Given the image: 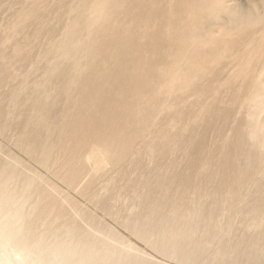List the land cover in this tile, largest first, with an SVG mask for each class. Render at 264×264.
I'll use <instances>...</instances> for the list:
<instances>
[{
	"label": "bare ground",
	"instance_id": "obj_1",
	"mask_svg": "<svg viewBox=\"0 0 264 264\" xmlns=\"http://www.w3.org/2000/svg\"><path fill=\"white\" fill-rule=\"evenodd\" d=\"M92 1L65 0L70 13L58 26L42 24L38 32L46 30L53 48L46 56L62 61L43 68L44 79L6 108L0 99V264H264V124L256 139L241 118L227 129L244 93L237 82L220 83L197 125L187 98L209 93L210 76L219 80L227 58L252 51L234 40L245 26L264 29V0L246 4L225 28L230 33L209 47L203 38L213 23L200 0H103L102 22L93 20ZM32 3L21 6L15 31L28 33L37 8L48 11ZM154 43L163 56L148 68L143 58ZM258 47L264 64V43ZM7 59L0 51L1 82L12 77ZM169 90L177 105L147 172L134 128ZM126 160L124 175H141L128 209L113 207L109 194L92 207L64 202L66 192L80 199Z\"/></svg>",
	"mask_w": 264,
	"mask_h": 264
},
{
	"label": "rangeland",
	"instance_id": "obj_2",
	"mask_svg": "<svg viewBox=\"0 0 264 264\" xmlns=\"http://www.w3.org/2000/svg\"><path fill=\"white\" fill-rule=\"evenodd\" d=\"M29 1H31V3H29ZM32 1L33 0H0V51L7 53V61L11 64V69L13 71L10 79L6 82L0 81L1 106L4 108L7 107V104L14 95H21L28 89L31 90L39 80L44 79L43 68L53 65L54 61H62L61 57L58 55L46 56V53L53 48L49 45L50 38L46 36V30L38 32V29L42 24L48 21H51L52 25L58 26L60 18L70 13L69 10H63L64 5L68 3L65 2V0H47V5L45 6L44 2H41V0H35L38 1L40 6L47 7L48 11L37 8V14L31 18V22L26 26L28 28L26 29L28 33L21 30L15 31V28L19 27V29H21L20 27H22V25L18 24L15 20L17 14L22 10L21 6H25V9L28 10L31 6H34ZM171 1L172 0H166L160 4H169ZM200 1L202 5H206V19L210 24L213 23L211 26H206L209 35L205 36L203 39L207 47L211 46L210 41H221L225 33L229 34L230 31H226L225 28L228 29L232 27L235 19H238L236 13H245L250 9L246 4H251V0ZM260 1L262 0H252V2L256 3H260ZM221 3L222 9L218 10L219 4ZM91 5L95 11L93 20L95 22L104 21L107 13L103 10V0H93ZM46 13H49V15H43ZM256 14L260 15V12ZM240 21H242V19H240L239 22ZM55 28L56 27H52L51 30ZM65 28L68 30V27ZM149 29L152 30V25L149 26ZM242 29H245L244 31L247 33L243 37L234 40L237 42L235 46L240 43H243V46L247 45V43H251L249 49L252 51L244 50L233 57L227 58L229 64L224 63V70L220 71L219 80L215 75L210 76L209 80H212L210 92H191L187 98L189 104H192V108L195 112V115L192 116V126L197 125L199 121L204 119H199L197 114L202 109L207 98L209 96H214L213 93L219 89L220 83L227 80L229 84L237 82V86L244 87V93L236 104L234 115L227 120V129L230 130L237 124L238 118H241L243 120L242 123H248L245 127L249 128L253 138L256 139L258 132L256 127H261L264 124V64L260 62V57L256 54L260 52V50L256 52L253 51L256 50V47L260 48L258 45L264 43V29L260 30V26L256 25L245 26ZM232 45L233 44H229L226 46L229 47ZM27 52H31L32 56L22 57ZM232 53V51L228 50L227 54L231 55ZM162 56L163 54L158 51V46L154 43L149 48L143 61L147 67L150 68L154 59L162 58ZM146 59L150 60L147 61ZM245 70L244 77L241 79L239 76L242 75ZM72 71L73 70H70V73H72ZM177 85L181 87L180 80ZM257 85H260V90L256 97H254L252 95ZM180 93H183V90H181ZM159 94L162 106L159 107L157 111L153 110L154 115L151 119L140 121L139 126L134 128L141 138V142L136 145V153L144 150L147 151V156L143 159V165L147 172L152 168L154 160L157 157L156 155L160 153L158 150L155 151V146L158 137L161 135V128L167 123L173 106L177 105V92L169 90L165 93H160L159 91ZM143 99H148V97L145 96ZM182 102L183 101H181V104ZM210 116H214V114L211 113L206 117ZM251 123L256 126L251 125ZM8 148L9 142L4 141L2 144V151L5 152ZM178 157L181 160L183 159L182 156ZM130 164L131 160H126L123 163L117 164L111 170L104 171L101 179L78 200L69 192H66L62 197L64 202L68 203L67 200L70 201L69 204H71L72 207H92V204L97 206V203L101 200L98 199L100 194H109L112 199L111 205H113V207H120L122 210L128 209L130 203L135 200L136 194L138 193L137 185L133 184L135 180L141 176L139 174L124 175L125 169H127ZM69 204L67 207H70Z\"/></svg>",
	"mask_w": 264,
	"mask_h": 264
}]
</instances>
